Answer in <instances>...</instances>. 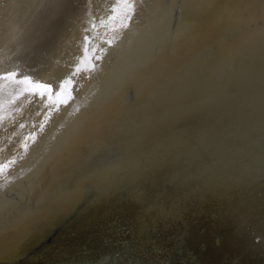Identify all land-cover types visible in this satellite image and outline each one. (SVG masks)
<instances>
[{
    "label": "bare ground",
    "instance_id": "1",
    "mask_svg": "<svg viewBox=\"0 0 264 264\" xmlns=\"http://www.w3.org/2000/svg\"><path fill=\"white\" fill-rule=\"evenodd\" d=\"M131 2L0 0V264H264V0Z\"/></svg>",
    "mask_w": 264,
    "mask_h": 264
},
{
    "label": "snow or ice",
    "instance_id": "2",
    "mask_svg": "<svg viewBox=\"0 0 264 264\" xmlns=\"http://www.w3.org/2000/svg\"><path fill=\"white\" fill-rule=\"evenodd\" d=\"M135 5L134 3L131 2V0H114V7L112 8V16L111 20L114 21L117 19L119 16L121 19V26L127 27L126 23H123L125 20L131 19V15L133 14ZM105 21L101 20V24L103 25ZM84 57L81 60V63H85L88 60H90V56L88 55L89 53V48H88V37H84ZM95 49H92V52H94ZM80 69H77V72H79ZM16 76V73H10L7 76L3 77V79L10 80L15 84L21 85V86H26L21 88V92L27 91L32 94H38L40 97H47V101L49 103H54L57 106L60 103H66L67 101L63 98L64 93L66 89L71 85V79L69 78L68 80H65L63 83L58 85V90L53 92V89L50 85L47 84H42L39 82H33L30 80L28 77H24L23 79L20 80H15L14 77Z\"/></svg>",
    "mask_w": 264,
    "mask_h": 264
},
{
    "label": "rangeland",
    "instance_id": "3",
    "mask_svg": "<svg viewBox=\"0 0 264 264\" xmlns=\"http://www.w3.org/2000/svg\"><path fill=\"white\" fill-rule=\"evenodd\" d=\"M168 213H170V212H168ZM164 214H167V213H164ZM18 243L19 242H17L16 244H13L11 246L14 247V249H15L17 247ZM14 256H15V254L13 253V257ZM5 258H6L5 255H3V256L0 255V259L1 260H5ZM165 264H174V260L173 259H170V258L165 259Z\"/></svg>",
    "mask_w": 264,
    "mask_h": 264
}]
</instances>
